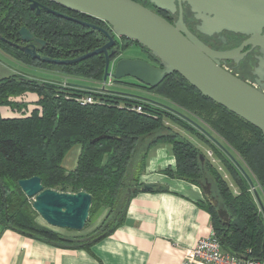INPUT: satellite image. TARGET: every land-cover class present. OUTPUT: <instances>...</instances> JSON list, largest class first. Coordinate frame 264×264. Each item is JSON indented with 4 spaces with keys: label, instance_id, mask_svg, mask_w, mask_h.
Returning <instances> with one entry per match:
<instances>
[{
    "label": "trees",
    "instance_id": "1",
    "mask_svg": "<svg viewBox=\"0 0 264 264\" xmlns=\"http://www.w3.org/2000/svg\"><path fill=\"white\" fill-rule=\"evenodd\" d=\"M35 1L54 12L103 28L113 36L102 21L48 0ZM146 1L149 7L143 6L172 22L170 13L159 11ZM21 27L45 42L44 46L36 45L40 56L55 59L76 58L107 41L101 32L43 9L35 14L30 10L28 0H0V36L19 44L17 32ZM123 42L141 47L149 57L147 62L159 66V60L146 48L125 38L116 39L112 48L115 55L110 60L128 48L129 45L125 46ZM0 51L28 67L102 81L103 54L71 65H54L32 59L1 41ZM142 87L169 100L214 132L237 154L264 196V136L259 129L203 96L175 73L167 75L155 88ZM27 94L36 98L31 108ZM87 97H91L92 102L82 104L80 100ZM137 106L141 107L140 112L135 110ZM5 112L13 115L7 116ZM168 122L207 146L238 189L237 194L230 191L227 180L202 151L179 131L166 125ZM163 144L170 146L175 160V170L166 168L162 171L164 175L195 186H200L206 178L211 185L210 196L199 206L209 213L212 231L222 248L238 257L264 260V217L253 196L256 192L251 193L249 176L229 152L192 119L140 96L63 84L22 72L0 79L1 230L57 247L89 249L122 224L130 199L142 187L139 178L149 152ZM76 146L80 148L76 166L66 170L62 166L63 159ZM200 156H203V162ZM34 176L41 180L44 189L88 193L91 205L84 229L91 218L106 211L100 225L88 236L80 238L60 234L39 224L38 215L31 207L32 200L18 185L19 180ZM218 211L225 212L224 219L219 217ZM98 236H101L99 240L90 242Z\"/></svg>",
    "mask_w": 264,
    "mask_h": 264
},
{
    "label": "water",
    "instance_id": "2",
    "mask_svg": "<svg viewBox=\"0 0 264 264\" xmlns=\"http://www.w3.org/2000/svg\"><path fill=\"white\" fill-rule=\"evenodd\" d=\"M48 1L104 22L113 36L103 28L54 12L35 0H28L29 8L35 14H39L40 9H43L82 24L101 32L107 42L73 59H55L37 53L35 44L44 46L45 42L34 37L25 27H21L17 32L23 45L9 42L1 36L0 41L19 49L32 59L54 65H71L91 56L103 54L105 58L103 81L107 78L113 80L132 78L143 86L155 88L167 75L175 73L203 96L259 129L264 136V83L256 87L251 86L219 66V60L230 59L241 48L249 45L259 49L260 57L256 71L262 78L264 0H148L159 11L170 14L177 12L174 23L168 22L153 10L133 0ZM183 4L198 22L195 30L199 34L212 37L228 32L245 36L247 39L235 50L220 52L211 49L187 29L183 17ZM122 38L146 48L159 60V66H153L141 59H119L111 71L110 58L115 55L112 48L116 39ZM200 160L203 162V156H200ZM18 185L24 195L32 200V209L48 227L71 231L84 229L91 205V196L88 193L84 191L60 193L44 189L41 180L35 176L19 180ZM154 187V184H143L140 191H151ZM157 188L166 190L165 186ZM200 188L206 197L211 193L206 178ZM255 198L261 205L256 193ZM218 215L221 217L225 212L218 211ZM100 238L101 236H98L90 242H96Z\"/></svg>",
    "mask_w": 264,
    "mask_h": 264
},
{
    "label": "crops",
    "instance_id": "3",
    "mask_svg": "<svg viewBox=\"0 0 264 264\" xmlns=\"http://www.w3.org/2000/svg\"><path fill=\"white\" fill-rule=\"evenodd\" d=\"M20 65L34 74L29 70L34 68ZM6 67L11 74L17 73L13 71L17 69ZM29 73L25 74L31 76ZM26 100L31 108L36 98L27 94ZM79 151L76 146L67 153L62 162L64 169L76 166ZM166 168L175 170L174 157L169 145H158L149 152L139 178L142 185L155 187L135 194L122 224L89 249L57 247L5 230L0 235V264H180L185 250L211 234V218L199 206L206 199L200 186L164 175ZM158 186H165L166 190Z\"/></svg>",
    "mask_w": 264,
    "mask_h": 264
},
{
    "label": "rangeland",
    "instance_id": "4",
    "mask_svg": "<svg viewBox=\"0 0 264 264\" xmlns=\"http://www.w3.org/2000/svg\"><path fill=\"white\" fill-rule=\"evenodd\" d=\"M138 2L142 5H146L147 7H149L148 2L146 0H138ZM184 21L187 24V26L193 31L194 26H195V22L192 18L191 13L188 10L184 11ZM208 41H209L208 43H211L213 45L216 44V43H214L213 40H208ZM123 45H125V46L129 45V46L124 51H121L115 60L118 61L119 59H141V60H144L146 62L148 61L149 57L141 49V47L136 46V45H130V44H127L125 42H123ZM20 64L21 63L10 58L9 56L5 55L3 52L0 51V78L5 77L7 75H10L12 73L10 68L6 67V65H9L13 69H17L18 71L13 70L17 73H20L19 71L29 73L28 69H24L22 67V65H20ZM113 64H111V66H110L111 71H112L113 66H114ZM29 70L31 72H34V74L33 73H29V74H32L31 76L37 77V78L41 77V78L46 79V80L57 81V82H61L63 84H73V85H77V86H84V87H88V88L96 89V90H100V91L122 92L125 94L140 96L142 98H146V99L152 100L154 102L160 103L162 105L171 107L172 109L182 113L184 116L192 119L201 128L206 130L209 133V135L212 136V138H214L219 144H221L229 152V154H230L229 156L232 159H234L241 166V168L247 173V175L249 176V178L251 180L252 190H254V192H256V194L259 198V201L261 203V206H260L259 203L257 202V199L255 198V195L253 194V196L256 200L258 211L264 217V196L262 195V193L259 189V186L256 183L255 179L247 171V169L245 168L244 164L242 163L240 158L237 156V154L234 151H232L214 132H212L209 128H207V126H205L200 120H198L196 117L192 116L191 114L185 112L184 110L180 109L176 105L172 104L169 100L164 99L163 97H160L154 93L149 92L146 88L142 87L143 85L141 86L140 83H138L137 81H135L132 78H123L121 80H118L117 82H114L112 78H110V79L107 78L105 80V82L103 80L98 82V81L87 80V79H84L81 77L63 76V75H60L58 73H54V72L46 71V70H42V69H37V68L29 69ZM166 125H168V126L172 127L173 129L179 131L186 139H188L190 142H192L194 145H196L202 151L205 158L211 164H213L217 168V170L220 172V174H222V176L227 180L230 191L233 194H237L238 189L233 184L231 178L229 177V175L227 174L225 169L222 167V165L218 161V159L214 156V154L207 148V146L203 142L199 141L195 136L191 135L190 133H187L186 131L182 130L178 126L173 125L172 123L168 122ZM71 152L73 153V152H75V150H72ZM209 153H211V155H209ZM210 189H211V185H210ZM251 193H253V191H251ZM262 208H263V210H262ZM106 213L107 212L104 211L97 218H91L89 220L87 227L85 229H83L82 231H67L65 229L50 228L39 217H37L36 219H37L39 224L46 226V227H48V228H50V229H52V230H54L60 234H63L66 236H77V237L81 238V237L88 236L94 229H96L100 225L101 221L104 219ZM221 219H224V216H222Z\"/></svg>",
    "mask_w": 264,
    "mask_h": 264
},
{
    "label": "flooded vegetation",
    "instance_id": "5",
    "mask_svg": "<svg viewBox=\"0 0 264 264\" xmlns=\"http://www.w3.org/2000/svg\"><path fill=\"white\" fill-rule=\"evenodd\" d=\"M182 8H183V17H184V11L185 10L189 11V9L185 4H183ZM171 15L173 18L171 23H174L177 19V12L174 14H171ZM194 22H195V26H196L198 24V22L195 20H194ZM195 26H194V30L192 31L186 24L187 29L191 33L196 35L208 47H210L211 49L216 50V51L223 52V51H231V50L238 49L242 45V43L247 39V37H245V36L236 35V34H232V33H228V32H223L220 35H214L212 37H207V36H203V35L199 34L195 30ZM117 40L119 41L120 39H117ZM208 40H213L214 43H216V44L213 45L211 43H208L209 42ZM19 44L23 45L22 43H19ZM36 45L37 44H35V47H36ZM116 57L114 59L110 60L111 64H113V63L115 64V61H117V60H115ZM259 57H260L259 49L256 47L252 48L251 46L247 45V46H244L243 48H241L230 59L219 60V66L221 68H223L224 70L230 72L231 74H233L237 78L241 79L242 81L248 83L249 85L256 87L259 84L264 83V75H262L260 73L262 76V78H261L259 75H257L258 73L256 71V69L258 67ZM209 196H210V194H209ZM210 200L212 201L213 199H210Z\"/></svg>",
    "mask_w": 264,
    "mask_h": 264
},
{
    "label": "built area",
    "instance_id": "6",
    "mask_svg": "<svg viewBox=\"0 0 264 264\" xmlns=\"http://www.w3.org/2000/svg\"><path fill=\"white\" fill-rule=\"evenodd\" d=\"M110 79V78H108ZM105 82V81H104ZM82 104L91 103V97L80 100ZM137 112L141 107L135 108ZM211 155V153H209ZM251 191L254 192V190ZM0 228V235H1ZM245 257V258H242ZM238 257L226 252L212 231L208 237L197 240L192 249L185 250L184 257L180 264H264L263 259L249 258L248 256Z\"/></svg>",
    "mask_w": 264,
    "mask_h": 264
}]
</instances>
